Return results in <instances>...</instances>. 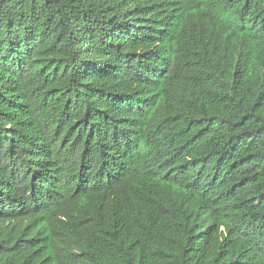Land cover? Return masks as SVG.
Returning <instances> with one entry per match:
<instances>
[{
    "label": "trees",
    "instance_id": "trees-1",
    "mask_svg": "<svg viewBox=\"0 0 264 264\" xmlns=\"http://www.w3.org/2000/svg\"><path fill=\"white\" fill-rule=\"evenodd\" d=\"M0 264H264V0H0Z\"/></svg>",
    "mask_w": 264,
    "mask_h": 264
}]
</instances>
